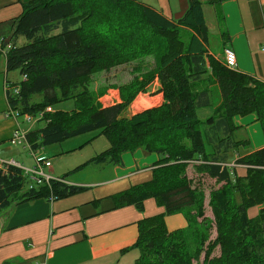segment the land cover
Here are the masks:
<instances>
[{
    "label": "trees",
    "instance_id": "obj_1",
    "mask_svg": "<svg viewBox=\"0 0 264 264\" xmlns=\"http://www.w3.org/2000/svg\"><path fill=\"white\" fill-rule=\"evenodd\" d=\"M202 5L187 0L184 14L173 20L137 0H30L18 17L0 22V42L8 38L6 72L22 77L14 83L17 94L6 92L7 105L19 115L41 113L45 122L26 134L32 149L99 129L109 146L89 163L119 166L123 153L137 149L158 156L149 181L114 197L117 208L130 205L142 212L149 199L162 208L137 222L134 264H264V147L242 152L248 140L235 137L233 122L236 115L253 114L264 129V82L208 54ZM113 31L129 42L111 44ZM18 38L25 40L20 46ZM134 61V76L116 87L120 102L98 105L103 90L89 88L93 75ZM155 79L162 103L124 115ZM67 99L74 101L73 109L44 111ZM189 165L196 176L220 184L208 193L213 240L212 224L203 217L201 181L188 177ZM29 183L16 167L0 171V211L79 189L56 180L31 188ZM252 206L258 210L249 217ZM174 214L183 215L186 226L169 231L164 217ZM216 248L219 254L212 256Z\"/></svg>",
    "mask_w": 264,
    "mask_h": 264
},
{
    "label": "crops",
    "instance_id": "obj_2",
    "mask_svg": "<svg viewBox=\"0 0 264 264\" xmlns=\"http://www.w3.org/2000/svg\"><path fill=\"white\" fill-rule=\"evenodd\" d=\"M29 1L0 0V22L18 17L22 12V4ZM201 1L203 3L202 10H204L205 0ZM263 1L260 0V2ZM208 6L212 7L209 8L211 20H215L216 13L219 10L223 23V28L219 30L213 29L214 33L208 32L206 44L208 54L223 62V49L226 47L231 48L236 55V66L234 69L264 82V76L258 75L255 65V56L258 54L261 57L263 53L261 44L264 42V35L262 38L259 37V34L254 35L252 38L245 25L239 0H226L218 5ZM174 9H178V6L174 7ZM157 11L163 14L162 11ZM183 13L175 17L173 14L168 13L163 15L169 19L176 20ZM205 23L208 29L206 20ZM214 23L218 26L216 20ZM262 32L264 33V31ZM210 38L216 41L214 47L209 43ZM256 61L261 65L264 58H256ZM0 67V144L6 141L4 146H7L11 145L8 141L14 130L22 128L21 130L27 134L30 131H38L44 127L45 122L42 120L43 123H38V127L35 125L29 127L21 124L18 119L6 118L7 113L3 116V113L8 111L9 108L5 89V84L9 80L7 79L8 73L5 69L4 58ZM153 82L158 87L157 97L162 102L160 84L157 79ZM143 94H150V91ZM143 94L137 95L131 105L136 102V107L141 108L144 100ZM119 102L118 99H115L114 104ZM132 114L135 113L132 112L127 115ZM233 122L237 127L235 137L248 140V147L242 152L255 151L264 147V129L253 114L236 115L233 117ZM238 133H242L243 137L238 138ZM13 146L25 147L31 153L33 162H26L22 154L13 150V148L5 150L4 153L0 151V160L4 163L12 162L13 165L10 166L20 169L22 174H24V170L34 166V157H45L38 150L41 147L32 149L28 138L25 139V142ZM96 154L98 153L95 152L91 158ZM157 160L158 156L155 153L150 156V154H146L141 149L131 153H123L121 155V165L119 166L94 164L104 168V171L99 175H105L104 178L107 179L83 184L66 180V175L53 179L50 177L51 174L54 175L51 166L44 168L43 171L47 177L63 185L79 189L49 199L38 198L13 203L1 210L0 264H26L23 260L30 258L33 259V264H134L137 251L131 249V246L137 239L136 223L143 216L157 214L162 210L151 208L145 211L144 208V212L139 213L134 206L130 205L117 208L115 205L113 206L112 200L115 199L114 197L118 193L124 192L134 185L149 181ZM139 175H143L141 178L145 179L141 181ZM132 178L134 179L132 180ZM88 184L93 186L89 187ZM118 184H121L120 188L122 189L113 191L117 190L116 188L118 187L116 186ZM89 190L95 193L92 199L87 197L81 201H76L79 196L75 195H88ZM102 190H105L104 195H99ZM106 196L110 199L111 204L103 209L100 198ZM185 224L183 220V225Z\"/></svg>",
    "mask_w": 264,
    "mask_h": 264
},
{
    "label": "rangeland",
    "instance_id": "obj_3",
    "mask_svg": "<svg viewBox=\"0 0 264 264\" xmlns=\"http://www.w3.org/2000/svg\"><path fill=\"white\" fill-rule=\"evenodd\" d=\"M137 1H140L144 3L145 5L151 6L156 11L157 10L162 11L164 15L165 13L173 14L174 17L176 15H180L181 13H183V11L185 10L186 3H187V0H137ZM206 1L207 0H205V4H206ZM239 2L241 5L242 15L244 18L245 25L248 29V32L252 35V38L254 35H258V34H259V37L262 38V36L264 35V33L262 32L264 31L262 27L263 26L262 17L264 14V5H263L264 1L260 2V0H239ZM176 6H178V9H174V7ZM209 8H212V7L206 4L203 11H204L205 20L208 24V32L214 33L213 29L219 30L223 28L222 26L223 23L221 20V14L219 10L217 9L218 12L216 13L215 20L218 23L217 24L218 26H216V24L214 23L215 20L214 21L211 20V11ZM133 37H134V41L137 42V36H133ZM210 40H209L210 45L214 47L216 45L215 39L210 38ZM24 42L25 40L23 38H18L16 41V45L20 46ZM127 42H129V38L126 37L123 33L119 31L112 32V41L110 42L111 44H113L114 46H117L119 44H126ZM0 44H1V50H2V51L0 50V65H1L3 62V53L5 49L8 48L7 46L8 43L6 44L7 47L3 46V43L1 42ZM261 47L263 48V51H262L263 53L261 57H259V55L257 54L255 56L257 59L264 58V42H262ZM256 58H255V65L257 67V73L260 76H264V61H263V64L260 65L256 61ZM219 62L223 64V62L221 61ZM136 64L137 62L135 61L126 63V64H121V65L112 67L107 72H98L97 74L93 75L92 84H90L89 88L91 90H94L96 94H98L97 90L98 92L100 90H103V94L100 95L99 98H97L96 100V103L98 105L102 107L103 105L104 107H108V106L114 105L115 99H118V101H120L119 91L118 89H116V87L122 86L131 80V78L134 76V74L132 73V70L134 67L137 66ZM143 66H146V68L152 66L151 57L147 56L144 58ZM7 77H8L7 79L9 80L7 81V83H12L13 85H15L14 83L22 79L18 71L9 72ZM157 88L158 87L154 85V82H152L146 88L145 92L139 93V94H143V93H147L150 91V94H143L144 100L142 102L143 105L141 106V108L136 107V104H137L136 102L133 105H131L132 104L131 103L128 109L126 110V112L124 113V115H127L132 112L137 113L143 109L160 105L162 102H161V99L157 97ZM74 105L75 104L72 99H67V100L55 102L51 104L49 108L52 110V112L56 110L69 111L74 108ZM205 111L206 110H203L199 113L201 118L204 116ZM6 113H8V111H5L3 113V116ZM38 114L39 113H37L36 115H31V120H27L24 114L18 115L16 119H18L20 123L23 125H26L29 127H32L35 125L36 127H38V123H43L42 120H40L42 115L41 117H38ZM6 118H12V117L9 116ZM19 129H22V128H19ZM237 136L238 138L243 137L242 133H238ZM25 137H26V134H25ZM8 143L11 145L4 146V144H6V141L0 144L1 153H4L5 150H9V148H13V150H16L22 154V157L23 159H25L26 162H29V163L33 162L31 153L27 149H25V147L13 146L15 144H12L10 140L8 141ZM108 146H109V142L103 136L102 132L99 129H95L90 132H85L83 134L65 139L61 142L45 145L44 147H41V149H38V150L40 151V154H43L48 159L50 158L49 160L51 161V168L54 173V175L51 174L50 176L51 178L56 179V177H61V176L66 175L65 177L66 180H70L73 182L75 181L78 184H83L87 182H95L100 179H107V178H104L105 175H99L104 171L103 167H100L99 165L91 164L88 161L90 160L91 156L95 152L99 153L101 151H104ZM151 155L153 156L154 153H151L150 156ZM187 174L189 178L191 177L194 179H200L201 187L204 192V203H203L204 216L203 217L205 218L204 220L206 223H210L213 225V223L211 222L212 221L211 211L207 205L208 204V193L210 190L218 188L220 184H217L214 179H209L208 177H205V176L203 177L196 176L194 169L191 165L187 167ZM139 176H140L139 179L141 181L145 179V178H141L143 177V175H139ZM133 179L134 178H132V180ZM88 185L89 187L93 186L91 184H88ZM116 187H118L116 188L117 190H113V191H120L122 189L120 188L121 184H118V186ZM91 190H89L88 195H85V196L75 195V196H79L76 201H81L82 199L87 198V197H90L92 199L95 193L94 191H91ZM103 193H105V190H102L99 195H104ZM112 202L114 206L116 204V201L113 199ZM100 203L103 209L105 207L110 206L111 204L110 199L107 196L101 197ZM91 208L94 209L93 207ZM144 208H145V211H148L151 208L153 209L158 208L162 210L161 207H158L156 205L153 199L146 200V202L144 203ZM257 210H258V207H255V206L249 207L247 209V214L249 215V217H252L253 215L256 214ZM143 212H144V209L142 212H139V213H143ZM144 217H146V215L143 216L141 219H143ZM164 218H165V225L169 231H172L179 227L183 228L186 226V224L183 225V220L185 221V219L183 215L181 214L166 215ZM198 220L203 222L202 218H199ZM212 225H210V227L211 228L213 227V229L212 230L210 229V233L208 234L209 240H213L215 237L214 225L213 226ZM218 254H219V251H218V248H216L213 251L212 256H216ZM200 258L202 260L203 253L201 254ZM23 262H26V264H33V259L31 258L24 259Z\"/></svg>",
    "mask_w": 264,
    "mask_h": 264
},
{
    "label": "built area",
    "instance_id": "obj_4",
    "mask_svg": "<svg viewBox=\"0 0 264 264\" xmlns=\"http://www.w3.org/2000/svg\"><path fill=\"white\" fill-rule=\"evenodd\" d=\"M0 50H1V44H0ZM223 64L225 67L229 69L235 68L236 55L231 48L226 47L223 49ZM6 84H5L6 92H10L12 95H15L18 93L19 89L16 85H13L12 83H6ZM50 111L51 109L49 107L45 109V112H50ZM18 115L19 113L16 110L9 108L8 113L6 114V117L11 116L12 118L16 119ZM24 115L27 120H31V115L29 114H24ZM38 117H41V113L38 114ZM25 139H26L25 133L21 129L14 130L10 137V141L12 144H21L25 142ZM9 165H13L12 162L4 163L0 160V171L5 172L7 166ZM50 166H51V163L47 158L42 157V156L34 157V166L31 167L30 169L24 170V174L28 177L30 181L29 183L30 188L32 186L48 184L50 182L51 178L47 177L43 171L44 168H47Z\"/></svg>",
    "mask_w": 264,
    "mask_h": 264
},
{
    "label": "water",
    "instance_id": "obj_5",
    "mask_svg": "<svg viewBox=\"0 0 264 264\" xmlns=\"http://www.w3.org/2000/svg\"><path fill=\"white\" fill-rule=\"evenodd\" d=\"M7 43H8V38L6 40H4L3 46H6ZM1 222H2V220L0 219V226H1Z\"/></svg>",
    "mask_w": 264,
    "mask_h": 264
}]
</instances>
